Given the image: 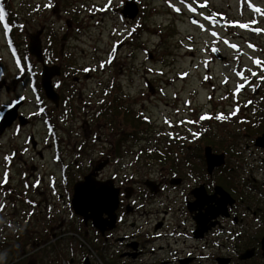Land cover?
Wrapping results in <instances>:
<instances>
[{
  "label": "flooded vegetation",
  "instance_id": "obj_1",
  "mask_svg": "<svg viewBox=\"0 0 264 264\" xmlns=\"http://www.w3.org/2000/svg\"><path fill=\"white\" fill-rule=\"evenodd\" d=\"M128 1L137 0H124L116 10L125 19ZM21 2L13 6L11 0H0V264H264V51L252 47L250 122L243 140L235 135L225 144V136L200 127L195 133L176 127L161 137L146 131L149 119L117 97L85 104L74 93L77 84L90 80L89 73L84 80L70 77L73 70L67 75L63 56L55 62L53 49L43 47L39 62L29 51L33 42L20 48L18 24H30L34 9H40L34 1ZM196 8L190 17L201 14V6ZM53 65L61 66V76L53 79L58 104L42 88L43 68ZM64 73L73 83L68 89ZM115 100L122 112L118 120L111 108ZM87 109L90 118L75 128L81 115L76 110ZM56 117L82 135L72 162L65 154L69 145L62 150L54 138L66 130L50 124ZM99 119L105 121V139ZM36 121L39 132L26 131ZM126 134L139 136L159 158L145 162L138 157L141 170L129 171L130 161L115 160L123 153ZM97 142L109 145V151L96 149ZM207 150L215 159H208ZM113 166L119 167L115 174L109 172ZM72 168L80 172L75 176ZM87 176L103 193L112 183L118 191L115 210L111 201L97 203L86 196L75 206V186Z\"/></svg>",
  "mask_w": 264,
  "mask_h": 264
},
{
  "label": "rangeland",
  "instance_id": "obj_2",
  "mask_svg": "<svg viewBox=\"0 0 264 264\" xmlns=\"http://www.w3.org/2000/svg\"><path fill=\"white\" fill-rule=\"evenodd\" d=\"M21 1L27 2L11 0V4L19 5ZM31 1L40 9H34L30 24H18L16 44L26 50L28 42H35L37 33L42 47L53 49L52 55L63 56L61 64L67 75L73 70L70 77L84 80L89 73L90 80H84L85 85L77 84L74 93L84 97L85 104H100L97 98L101 96L109 101L117 97L140 117L149 119L146 131L161 137H167L176 127L188 128L193 131L190 133L200 127L222 134L223 142L229 144L232 136L243 135V128L249 130L252 47L264 51V34L260 32L264 31L263 0H255L258 4L253 0H137L140 13L133 20L116 12L123 7L124 0ZM196 6L202 8L196 17L197 21L202 20L198 25L190 21V13ZM204 17H210L211 21ZM1 32L0 29L3 46ZM215 51L226 59H217ZM62 79L64 88L73 86L72 81L66 82L65 73ZM104 89L112 94L106 95ZM76 112L81 115L76 117L79 119L74 127L79 128L82 119L90 118L91 111ZM52 120L51 125L72 132L69 135L62 130L61 136H54L62 150L69 145L65 154L72 162L78 157L71 155L73 147L83 144L82 135H77L65 122L61 125L62 119L54 118V124ZM241 120L247 122L241 126ZM97 122L103 129L102 138H107L105 121ZM36 123L37 126L26 131L34 128L38 133L41 124ZM114 127L116 131L119 125L116 123ZM121 131L122 128L118 133ZM128 134L123 153L115 156V160L130 161L129 171L141 170L143 164L135 162L138 157L145 162L150 160L144 151L147 144L139 136ZM9 138L10 135L5 140ZM108 139L112 142L114 138ZM93 146L107 152L110 149L99 142ZM72 169L75 176L80 172L78 168ZM118 169L113 166L109 172L115 174Z\"/></svg>",
  "mask_w": 264,
  "mask_h": 264
},
{
  "label": "water",
  "instance_id": "obj_3",
  "mask_svg": "<svg viewBox=\"0 0 264 264\" xmlns=\"http://www.w3.org/2000/svg\"><path fill=\"white\" fill-rule=\"evenodd\" d=\"M122 14L124 17L129 18L131 20L136 19V17L139 14V7L137 3L135 1H128L125 4L124 9L122 10ZM191 21L196 22L194 18L191 19ZM29 51L34 57L37 58L39 62L43 61L42 44L38 36L36 37L35 42L29 45ZM217 57L220 58V56ZM60 75H61V67L57 65L44 66L43 68L42 86L49 100L57 104L59 101V95L54 90L52 80L53 78L58 77ZM206 154L209 160L215 159V156L211 154L210 150H207ZM220 157L223 158V156ZM108 186L110 188L108 187L105 193H103L104 189L101 187H96V183H94L90 179V176H87L83 182H79L75 186V201H74L75 206L77 200H82V198L86 196L87 198H90L96 201L97 203H100L102 200L104 202L111 201L113 205L112 208L113 210H115L118 204V191L116 189H113L111 182L108 183ZM111 189H113V192H111ZM263 247H264V240H263Z\"/></svg>",
  "mask_w": 264,
  "mask_h": 264
},
{
  "label": "trees",
  "instance_id": "obj_4",
  "mask_svg": "<svg viewBox=\"0 0 264 264\" xmlns=\"http://www.w3.org/2000/svg\"><path fill=\"white\" fill-rule=\"evenodd\" d=\"M48 47H52V45L48 46ZM52 55V54H51ZM50 55V56H51ZM55 57V62H57V59H58V56H54ZM54 61L51 60L50 63H53ZM114 104L111 106L112 110H113V113H114V117L116 120H118L119 118V115L122 113L121 112V107L118 105V102L115 100L113 102ZM144 151L146 152V157L149 158V159H156V158H159L157 156V153L156 151H152L151 149L149 150L148 147H145Z\"/></svg>",
  "mask_w": 264,
  "mask_h": 264
},
{
  "label": "snow or ice",
  "instance_id": "obj_5",
  "mask_svg": "<svg viewBox=\"0 0 264 264\" xmlns=\"http://www.w3.org/2000/svg\"><path fill=\"white\" fill-rule=\"evenodd\" d=\"M178 10V9H177ZM192 11H195V9L193 8L192 9ZM256 11H261L260 9H256ZM3 10L2 9H0V19H2L3 18ZM243 26V25H242ZM202 118H204V119H207L208 117H202Z\"/></svg>",
  "mask_w": 264,
  "mask_h": 264
}]
</instances>
